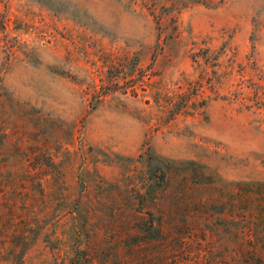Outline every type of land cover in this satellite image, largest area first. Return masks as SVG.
<instances>
[{
	"label": "rangeland",
	"instance_id": "374dc122",
	"mask_svg": "<svg viewBox=\"0 0 264 264\" xmlns=\"http://www.w3.org/2000/svg\"><path fill=\"white\" fill-rule=\"evenodd\" d=\"M233 181L264 182V0H0V264H264Z\"/></svg>",
	"mask_w": 264,
	"mask_h": 264
},
{
	"label": "trees",
	"instance_id": "16d2710c",
	"mask_svg": "<svg viewBox=\"0 0 264 264\" xmlns=\"http://www.w3.org/2000/svg\"><path fill=\"white\" fill-rule=\"evenodd\" d=\"M261 98L260 91H257ZM154 175L159 179V184L167 181L170 169L174 162L164 161L161 158H152ZM238 196L237 203L245 207L252 221L259 228L264 229V182L263 181H233L230 182ZM258 228V229H259Z\"/></svg>",
	"mask_w": 264,
	"mask_h": 264
}]
</instances>
